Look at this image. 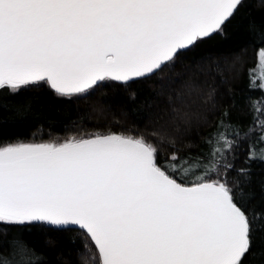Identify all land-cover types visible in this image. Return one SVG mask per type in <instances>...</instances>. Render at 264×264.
I'll return each mask as SVG.
<instances>
[{
	"label": "snow or ice",
	"instance_id": "6c2138e0",
	"mask_svg": "<svg viewBox=\"0 0 264 264\" xmlns=\"http://www.w3.org/2000/svg\"><path fill=\"white\" fill-rule=\"evenodd\" d=\"M242 4L0 0V89L45 83L72 96L147 78L221 32ZM258 67L250 87L259 79L264 91L260 54ZM251 108L247 128L221 111L195 155L171 143L164 155L142 137L116 134L2 146L0 224L79 226L98 253L93 264H245L253 233L264 231L243 192L248 162L264 161V103ZM14 243L15 264H40L22 240Z\"/></svg>",
	"mask_w": 264,
	"mask_h": 264
},
{
	"label": "trees",
	"instance_id": "16d2710c",
	"mask_svg": "<svg viewBox=\"0 0 264 264\" xmlns=\"http://www.w3.org/2000/svg\"><path fill=\"white\" fill-rule=\"evenodd\" d=\"M264 51V0H243L236 14L213 34L181 51L155 74L128 84L106 81L84 94L61 96L48 84L27 86L18 94L0 89V147L94 134L143 138L167 155L169 143L180 155L204 151L203 141L221 111L245 128L253 123V101L264 91L250 87L258 53ZM238 167L245 166L238 163ZM243 192L250 211L264 224V161L246 165ZM230 176L236 177L235 173ZM195 179V177H189ZM235 187V186H234ZM35 251L40 264H93L98 253L80 227L57 229L43 223L23 227L0 224V264H15L14 241ZM245 264H264V231L253 233Z\"/></svg>",
	"mask_w": 264,
	"mask_h": 264
},
{
	"label": "rangeland",
	"instance_id": "374dc122",
	"mask_svg": "<svg viewBox=\"0 0 264 264\" xmlns=\"http://www.w3.org/2000/svg\"><path fill=\"white\" fill-rule=\"evenodd\" d=\"M258 54H260V59L262 60V61H264V51L263 50H260L259 51V53ZM259 72H260V68L258 67V63H257V69L255 70V77H257L258 75H259ZM259 80V79H258ZM259 84H260V80H259ZM94 135H96V134H94ZM100 135H109V134H100ZM117 135V134H116ZM91 136H93V135H91ZM90 136V137H91ZM122 136H124V135H122ZM90 137H88V138H90ZM72 137H69V138H66V139H53V138H51V139H49V140H45V141H39V142H37V141H34V142H27V143H31V144H40V143H57V144H59V143H63L64 141H66V140H69V139H71ZM77 139H80V138H84V139H87V137H76Z\"/></svg>",
	"mask_w": 264,
	"mask_h": 264
},
{
	"label": "water",
	"instance_id": "95a60500",
	"mask_svg": "<svg viewBox=\"0 0 264 264\" xmlns=\"http://www.w3.org/2000/svg\"><path fill=\"white\" fill-rule=\"evenodd\" d=\"M140 79V78H139ZM120 83V82H119ZM54 90V89H53ZM55 91V90H54ZM56 92V91H55ZM57 93V92H56ZM74 227H79V226H74Z\"/></svg>",
	"mask_w": 264,
	"mask_h": 264
}]
</instances>
